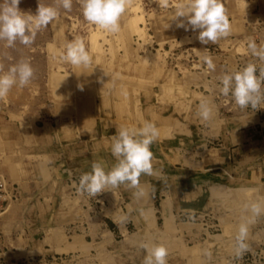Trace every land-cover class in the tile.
I'll use <instances>...</instances> for the list:
<instances>
[{"label":"rangeland","instance_id":"obj_1","mask_svg":"<svg viewBox=\"0 0 264 264\" xmlns=\"http://www.w3.org/2000/svg\"><path fill=\"white\" fill-rule=\"evenodd\" d=\"M44 2L55 4V0ZM176 3L178 0H171L169 8L161 9L156 0H129L120 32L110 34L84 20L78 0H73L72 10L60 7L57 19L39 30L31 45L17 41L8 47L6 41H0V72L21 59L30 61L34 69L29 85L14 86L0 99V126L8 131L14 150L7 153L1 146L0 132L2 158L17 157L23 136L31 141L29 147H34L38 129L39 137L46 138L45 148L50 149L56 141L57 152L55 148L51 151L61 160L66 162L71 154L80 155L79 150L87 148L83 164L87 172L93 160L102 162L107 170L116 162L111 153L113 126L140 127L145 121L156 127L168 124L166 139L150 146L152 174L139 178L143 196L137 198L136 189L121 184L92 197L79 192V184L72 183L78 193L67 187L73 197L65 198L72 210L65 214L64 208L69 207L63 199L56 218L78 215L63 219L67 222L87 214L83 222L65 226L78 225L84 237L75 238L73 246L67 244L44 255L33 245L29 252L13 255L3 251L7 247L0 240V264H143L147 253L140 247L142 243L165 245L167 264H236L239 253L245 251L242 259H248L243 264H264V185L258 184L256 189L252 183H259L260 178L236 175L246 170L247 163L251 172L257 150L264 153V147L253 151L243 163L229 166L233 167V178L226 175V166L210 168L204 163L209 145L219 142L226 130L235 141H241L244 132L240 126H247L242 131L252 128L254 120L250 119L259 112L242 110L221 95L218 77L247 61L257 63L247 45L250 39L256 42L259 37L262 41L259 32L264 27V0H223L230 35L207 45L197 39L198 31L176 27L177 21L171 20ZM37 6L38 0H21L19 4L22 12L31 14L36 13ZM74 37L83 38L93 57L90 66L73 67L61 59ZM204 56L212 57L215 71L207 69ZM201 100L212 108L208 121L198 115ZM240 116L248 121L240 122ZM83 126L96 127L99 139L90 132L89 140L83 142L88 146L80 148L68 132ZM76 131L79 139L80 132ZM253 203L260 205L259 215L246 208ZM49 211L40 213L48 215ZM29 213L31 220L37 221V212ZM96 217L106 221L101 228H110L112 233L100 235V229L95 230ZM114 218L117 226L111 224ZM241 223L247 224L246 247L238 252L236 236ZM61 226L49 225L54 235L63 233ZM39 229L32 225L25 232L34 236ZM250 252L261 260L253 263Z\"/></svg>","mask_w":264,"mask_h":264},{"label":"clouds","instance_id":"obj_2","mask_svg":"<svg viewBox=\"0 0 264 264\" xmlns=\"http://www.w3.org/2000/svg\"><path fill=\"white\" fill-rule=\"evenodd\" d=\"M20 2L21 0H0V41H6L8 47H13L17 41L25 46L31 45L37 32L57 19L60 7L70 12L73 6V0H55L54 5L38 0L36 13L31 14L20 10ZM128 2L129 0H78L84 20L110 34L120 32L121 17ZM156 2L161 9H167L171 4V0ZM171 20L177 21V28L198 31L197 39L205 45L214 44L231 32L223 0H178L173 5ZM247 47L259 63L250 61L237 70H226L218 77V87L220 94L230 96L240 109L258 110L264 105V43L258 45L250 39ZM61 59L73 67H88L93 62L81 37H74L66 44ZM202 61L208 70L215 71L211 56L202 57ZM33 76L34 69L26 59L16 62L6 72H0V99L7 97L14 86L23 88L29 85ZM198 115L204 121L211 118L212 108L207 101H200ZM158 136L159 130L151 121L143 122L140 127H117L111 138V153L116 162L106 170L102 162L93 160L91 171L80 176L77 190L95 197L110 186L114 188L127 184L136 189L134 196H143L139 178L142 174H152L153 153L150 146ZM249 207L254 215L260 214L259 204L246 205V208ZM246 235L247 224L241 223L236 236L238 252L246 247ZM140 247L147 253L143 264H167L168 249L165 245L142 243Z\"/></svg>","mask_w":264,"mask_h":264},{"label":"crops","instance_id":"obj_3","mask_svg":"<svg viewBox=\"0 0 264 264\" xmlns=\"http://www.w3.org/2000/svg\"><path fill=\"white\" fill-rule=\"evenodd\" d=\"M261 30L262 31L259 32V35L262 41L258 37L256 39V43L258 45L264 43V27L261 28ZM257 63L259 62L257 61ZM256 115L257 116L254 119H250V121L254 120L252 122V128L250 127L245 131H242L244 128H247V126H240V131L244 132L242 135H240V137L242 138L241 141H235L233 139V136L228 132V130H226L224 137L221 136L219 142H216L213 145H209L205 154L204 163L207 164V166H209L210 168L226 166V175L229 178H233V167L230 168L229 166H231L234 162L238 163V161H242L243 163L249 155L254 153L253 151L264 147V109L258 112ZM245 117L246 116H240V122L248 121ZM167 125L168 124L166 123L157 127L159 130V136L155 141H163L166 139L164 135L168 130ZM230 127H233L232 124L231 126L229 125V128ZM116 128V126H113V135L116 132ZM72 130L75 132H73ZM72 130L71 132H68V136L69 138H72L73 141H76L75 144L79 143L81 145L80 148H83V146H88V144L84 145L83 142H87L89 140L90 132L92 135L96 136L95 140L99 139L97 137L99 132L96 127L83 126L78 127V129L76 127V130L80 132L79 139H76L78 135L75 136L77 131L74 129ZM0 132L2 136L1 146H4L7 153H9V151H14L12 148H10L12 147V140L9 139V133L5 129L4 125L0 126ZM35 133L38 137V139H36L35 141L37 146L35 144L34 147H29V144H32L31 141H29V138L23 136L22 138L24 143L18 146V150H16L17 157H0V171H2L6 178L11 195L10 205L9 203L6 204L4 212L0 217V240L1 245L4 244V246L7 247V249L3 251L13 252V255L18 254L17 252H21L23 254L24 252H29L31 249L30 245H33V247H37L40 250L39 252L41 255L48 254V252L52 251L56 252L61 247L66 248L68 246L67 244H69V246H73L74 242H76L75 238L81 240L84 237V234L80 232V228L78 227V225L73 226V228L65 226H68L70 224L73 225L74 222H83L86 219L87 214L85 216L84 213H82L79 215L78 219L76 218L75 220L73 219L67 222H63V219H72V217H78V215L66 218L64 216L62 217V214L58 218H56V215L58 211L61 210V207H63V205H61L63 204L62 200L65 198H69V196L73 197L69 194L67 187H69L70 189L72 186V191L78 193V191L74 190L73 188L74 186H77L79 184V179L73 180L72 177H75L77 175L81 176L83 173H86L88 171L86 165H83L86 161L85 153L88 152V149L84 148V154L82 149L79 150L80 152H82L80 155L71 154V158H66L65 162L64 159L61 160L59 154H52L51 150H53V148H55V151L57 152L58 144L56 143V141L53 142V145L52 147H50V149L45 148L44 143L46 141L44 140L46 138L43 139L39 137L40 135L38 129H35ZM257 151L258 152L256 153L258 155V158L256 160V164L253 165L251 172L248 169L249 163H247L245 164L247 167L245 168L246 170L242 169L236 174L240 177H248L249 175L254 179L256 177L258 179L260 178L261 181L259 183H252V185L256 189H258V184L264 185V153H260L259 150ZM213 170L215 171V169ZM68 177L69 180L67 179ZM68 181H71V184H69ZM72 183H74V186L72 185ZM257 194L261 197V194ZM68 200L69 199L65 201V206H68L66 205V202ZM44 209L48 211L50 210L48 215L47 213H40V211ZM31 210H34L35 214L37 212V221L31 220L32 218L29 213V211ZM64 210L66 211L65 214H68L69 212L67 211L72 209H70L69 207L64 208ZM160 212L162 215L161 208ZM96 218L98 219V222L95 230L98 231L99 228L101 231V233H99L100 235L103 236L104 233L108 232L112 233L110 228H101V226L107 225L106 221L102 222L101 218ZM110 220L112 225L117 226L116 224L118 223V220H116L115 218ZM61 224H63V233L58 232L55 233L57 235H54L52 231H55L51 227L61 226ZM32 225L40 227V229L35 232L34 236L30 235V231L25 232L27 231V228ZM49 225H51V227H49ZM75 227L78 229H75ZM54 236L55 238H53ZM81 236L82 238L79 239ZM211 238L214 239L215 237ZM235 252L233 251V253Z\"/></svg>","mask_w":264,"mask_h":264},{"label":"built area","instance_id":"obj_4","mask_svg":"<svg viewBox=\"0 0 264 264\" xmlns=\"http://www.w3.org/2000/svg\"><path fill=\"white\" fill-rule=\"evenodd\" d=\"M247 63H248V61L241 64L240 66H238V69L243 67ZM229 98L231 99L230 96H229ZM263 108H264V105H262V107H260L258 110H252L251 108L245 109V110L248 112H256L257 113L258 111L260 112L261 110H263ZM10 199H11V195L9 192V186L7 184V181L4 177V175L2 173H0V211L4 210V206L8 203V201ZM243 255H246V251L239 253V256L237 257L238 260L236 261L237 263L235 262L236 264H243L244 261H246L248 259V256H247V258L242 259V258H244ZM250 259L253 263H255L256 261H260L261 257L259 255H256L255 253L250 252Z\"/></svg>","mask_w":264,"mask_h":264},{"label":"bare ground","instance_id":"obj_5","mask_svg":"<svg viewBox=\"0 0 264 264\" xmlns=\"http://www.w3.org/2000/svg\"><path fill=\"white\" fill-rule=\"evenodd\" d=\"M7 184H8V183H7ZM10 201H11V200H9V202H10ZM9 202H8V203H9Z\"/></svg>","mask_w":264,"mask_h":264}]
</instances>
